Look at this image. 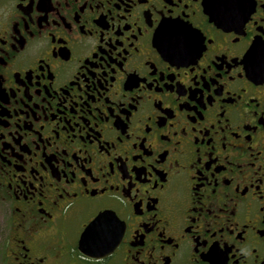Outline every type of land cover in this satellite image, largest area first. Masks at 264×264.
<instances>
[{"label": "flooded vegetation", "instance_id": "obj_1", "mask_svg": "<svg viewBox=\"0 0 264 264\" xmlns=\"http://www.w3.org/2000/svg\"><path fill=\"white\" fill-rule=\"evenodd\" d=\"M0 264H264V0H0Z\"/></svg>", "mask_w": 264, "mask_h": 264}, {"label": "water", "instance_id": "obj_2", "mask_svg": "<svg viewBox=\"0 0 264 264\" xmlns=\"http://www.w3.org/2000/svg\"><path fill=\"white\" fill-rule=\"evenodd\" d=\"M101 215L98 216L87 228V231H94L97 228V224L100 221ZM96 256V255H95Z\"/></svg>", "mask_w": 264, "mask_h": 264}]
</instances>
